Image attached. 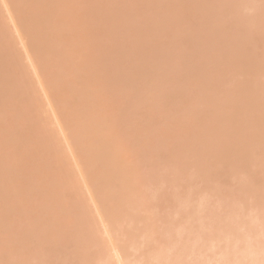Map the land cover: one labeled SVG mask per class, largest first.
Here are the masks:
<instances>
[{
    "label": "bare ground",
    "instance_id": "1",
    "mask_svg": "<svg viewBox=\"0 0 264 264\" xmlns=\"http://www.w3.org/2000/svg\"><path fill=\"white\" fill-rule=\"evenodd\" d=\"M12 55L27 67L10 82ZM30 97L52 123L33 119ZM44 144L77 169L74 195L63 200L53 170L35 205L0 207V233L16 220L18 239L47 241L30 255L13 242L0 264H50L47 249L61 264H134L130 249L139 264H264V0H0V199L50 164L21 167L10 149ZM162 150L169 193L156 200Z\"/></svg>",
    "mask_w": 264,
    "mask_h": 264
},
{
    "label": "rangeland",
    "instance_id": "2",
    "mask_svg": "<svg viewBox=\"0 0 264 264\" xmlns=\"http://www.w3.org/2000/svg\"><path fill=\"white\" fill-rule=\"evenodd\" d=\"M44 39H46V37H44ZM19 57L20 55H12L9 58V59H14L12 61L13 70L11 69V72L7 74L8 78L10 79V82L17 80V76L19 75L18 73L23 74L22 72L24 71L25 67H27L26 62L22 61V59ZM57 57L59 59L58 67H60L59 69L63 71L62 68H64L65 62L62 61L61 54L57 55ZM162 67L163 66L161 64L157 66V68H162ZM160 70L161 69H158V71ZM22 76H23L22 79L27 78L25 75H22ZM65 80H69V78L67 76H64V81ZM14 90H17V88L15 87ZM30 96H32V94ZM50 100H56L54 101L55 106L61 105V102H59V95H57L56 93L51 96ZM25 104H28V105L30 104L32 107H36L39 109L38 117H34L33 118L34 120H37L38 122L39 121H42V122L50 121L52 123L51 118H49V115L52 112V108L46 105L47 100H41V99L33 100V98L31 99L30 97V99ZM69 104L70 103L66 105H69ZM64 107L67 108V106H64ZM71 117H73V115H71ZM8 119H9V116H7V112H6L3 114L2 122L5 123L8 121ZM72 120L73 119L67 118V121L71 124H73ZM73 122L80 124L77 126L76 132H80L86 126V124H84L86 122L84 118L75 119ZM31 131H35V129ZM62 149H63L62 144L59 146H56L55 149L53 150H49L48 146L44 144V145L39 146L37 151H33L32 153L31 152L29 153V152L17 151L18 148L12 147L8 153L11 152V156H9V159L13 164L18 163L20 164L21 167L28 168L29 164L32 162V159H34L37 156H41L44 159L49 158L50 164L45 163L43 160L41 163H38L35 166V168L38 170L35 177H32L31 179H28L25 181H22V179H25L26 177L19 179L15 184V187L19 190L18 196L17 197H6V198L0 199V207H4L6 205L14 206L16 202L18 204L25 203L26 205H29V206L35 205L38 202L36 190L38 186L40 185V180L49 178L50 175L48 173H50V171H53V170H55L56 172L54 178H56L57 182L59 183V189L66 191V194L64 195L63 200L65 201L70 200L72 196L74 195V194L70 195V190L76 182L78 171L76 168L73 170L72 165H70L71 159L68 156L62 154L61 152ZM157 151H160V149H158ZM138 152H141L140 148L133 152L132 157H134L135 159L137 158V163L143 164V162L147 160L143 159L140 161V155ZM162 152H163L164 157L162 156L161 163L166 162L167 164L164 166L165 170L159 171L154 177H152L150 184H149L152 197L156 200L161 199V197H163L165 194L168 195L169 193L168 191L169 187L164 182L163 176L171 172L170 167H169L171 154L167 150H162ZM152 156L155 157L156 154L154 153V155ZM194 164L199 165L200 162L197 161ZM73 171L76 172L75 176L73 175ZM91 179H87V180L81 179V180L85 182L84 184H89ZM29 183H32L34 185L27 186V184ZM90 187L91 186H89V188ZM91 191L92 190H90V192ZM256 195H255V192L253 193L251 192L250 195L248 194L247 196H249V198H252ZM185 214L187 215V212L182 211V212L174 214L172 218H174V220L176 219L180 220V219H183L184 216L186 217ZM18 216H19V212L16 215V217ZM91 216H93V214ZM111 221L117 224L116 233L114 234L117 237H119V240H121L122 243H125L127 245V243L134 240L133 238H136L132 234L131 228H127V224L122 225L121 222H119V219L117 217L112 218ZM141 224L142 223L138 220L134 221L133 223V225L137 227H139ZM12 229L14 233H0V259H3L5 257V259L8 262H11L9 258H6V255L10 252L9 249H11L13 242H17L15 245L16 246L19 245L22 248L23 254L30 255L31 252L37 253L36 249L43 250V245L47 242L46 239L44 238L46 236L44 233H36V235L33 237H29V238L22 237L18 239V236L23 234V233H19L23 229V224L16 220L13 222ZM78 249L79 248L76 247L75 250L78 251ZM129 251H131V253L134 252V255L130 256V259L134 262V264H139L142 260V256H141L142 253L140 251H137V252H135V250L132 251V249H130ZM50 252H52L51 249H47L48 262L50 264H55V262L58 263L59 262L58 260H60L59 255L57 253H53L54 255H52L49 258ZM60 264H61V260H60Z\"/></svg>",
    "mask_w": 264,
    "mask_h": 264
}]
</instances>
